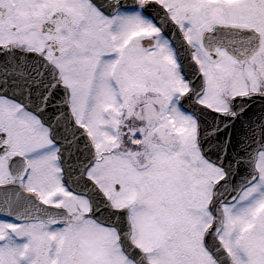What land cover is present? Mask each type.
<instances>
[{"label": "snow or ice", "instance_id": "snow-or-ice-1", "mask_svg": "<svg viewBox=\"0 0 264 264\" xmlns=\"http://www.w3.org/2000/svg\"><path fill=\"white\" fill-rule=\"evenodd\" d=\"M0 264H264V0H0Z\"/></svg>", "mask_w": 264, "mask_h": 264}]
</instances>
